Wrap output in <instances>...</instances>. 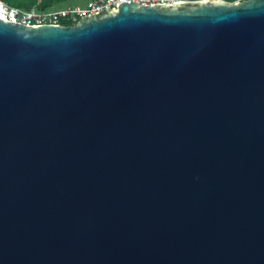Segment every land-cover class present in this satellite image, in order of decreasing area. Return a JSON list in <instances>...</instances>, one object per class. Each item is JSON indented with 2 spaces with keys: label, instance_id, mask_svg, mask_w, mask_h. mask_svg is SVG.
<instances>
[{
  "label": "water",
  "instance_id": "95a60500",
  "mask_svg": "<svg viewBox=\"0 0 264 264\" xmlns=\"http://www.w3.org/2000/svg\"><path fill=\"white\" fill-rule=\"evenodd\" d=\"M0 264H264V0L0 18Z\"/></svg>",
  "mask_w": 264,
  "mask_h": 264
},
{
  "label": "built area",
  "instance_id": "2783aa9c",
  "mask_svg": "<svg viewBox=\"0 0 264 264\" xmlns=\"http://www.w3.org/2000/svg\"><path fill=\"white\" fill-rule=\"evenodd\" d=\"M187 1L192 0H70L42 9L39 8L42 0H35V3L28 8L14 7L0 0V18L27 26H39L43 24L72 25L79 18L90 14H96L102 9L113 8L116 10L118 4L122 2L153 5L174 4ZM221 1L233 3L242 0Z\"/></svg>",
  "mask_w": 264,
  "mask_h": 264
},
{
  "label": "trees",
  "instance_id": "16d2710c",
  "mask_svg": "<svg viewBox=\"0 0 264 264\" xmlns=\"http://www.w3.org/2000/svg\"><path fill=\"white\" fill-rule=\"evenodd\" d=\"M6 1L8 4L9 2L13 0H3ZM70 0H42L41 4L39 5V8H47L50 6H53L54 4L61 3V2H66ZM231 1V0H228ZM15 6L14 7H20V8H28L32 6L35 3V0H15ZM10 5V4H9Z\"/></svg>",
  "mask_w": 264,
  "mask_h": 264
},
{
  "label": "rangeland",
  "instance_id": "374dc122",
  "mask_svg": "<svg viewBox=\"0 0 264 264\" xmlns=\"http://www.w3.org/2000/svg\"><path fill=\"white\" fill-rule=\"evenodd\" d=\"M5 2H6V1H5ZM72 3H73V2H72ZM9 4H10L11 6H15V4H16V3H15V0H13L12 2L10 1Z\"/></svg>",
  "mask_w": 264,
  "mask_h": 264
}]
</instances>
